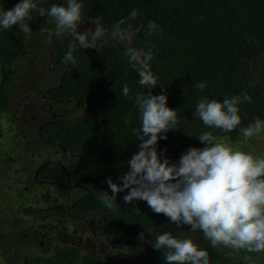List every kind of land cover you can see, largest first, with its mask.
Here are the masks:
<instances>
[{
    "label": "trees",
    "instance_id": "trees-1",
    "mask_svg": "<svg viewBox=\"0 0 264 264\" xmlns=\"http://www.w3.org/2000/svg\"><path fill=\"white\" fill-rule=\"evenodd\" d=\"M66 2L58 0L57 4ZM79 2L83 4V16L90 20L99 18L104 28L112 29L118 21H125L121 27L134 33V45L143 53L151 52L153 59L149 63L158 84L151 89L139 84L138 72L125 55L126 46L101 40L95 49L85 50L77 44L73 51L76 64L73 65L63 59L72 38L66 35L54 43L52 54L60 63H66L67 71L58 93L62 98L73 97L82 106L89 107L88 113L82 114L74 124L64 123L59 133L61 141L70 149L89 150L85 162L72 169L73 179L70 177L69 181L91 186L92 192L82 203L100 214L103 228L124 250L120 263H108L94 256L83 257L76 249L60 246L57 264H166L162 252L147 241L165 231L181 238L180 227L170 224L164 215L154 213L145 201L126 204L123 197L128 190L117 194L114 209H108L100 200L101 192L112 194L107 178L122 183L119 178L129 170L128 159L139 151L140 142L133 132L141 123L135 95L146 91L156 95L163 92L168 96V106L176 109L179 127L167 133V140H159L157 149L170 162H178L169 154L174 145L185 152L189 147H203L197 136L204 131H213L223 142L243 147L247 140L241 136L240 128L247 127L256 118L264 120V0ZM37 5L50 7L49 1L48 7ZM133 9L138 10L135 20L129 19ZM31 15L29 25L33 28L47 19L36 11ZM149 21L158 25L154 35H148ZM19 42L18 56L26 47L22 39L19 38ZM200 82L207 83L202 91L196 88ZM125 83L129 86L127 97L122 94ZM245 93L251 96V102L239 105L241 124L231 132L207 128L194 116L201 98L222 102L225 97ZM239 142L241 144L237 146ZM142 231H145L143 243L138 239ZM192 234L193 241L208 251L210 264H246V251L223 246L214 248L201 231ZM261 253L263 259L264 252ZM38 260L39 264H46Z\"/></svg>",
    "mask_w": 264,
    "mask_h": 264
},
{
    "label": "clouds",
    "instance_id": "clouds-1",
    "mask_svg": "<svg viewBox=\"0 0 264 264\" xmlns=\"http://www.w3.org/2000/svg\"><path fill=\"white\" fill-rule=\"evenodd\" d=\"M33 11L54 24L49 42L52 35L72 38L63 58L66 63L76 64L73 51L77 44L86 50L95 49L98 42L109 35L118 44L128 40V30L121 27L125 23L123 19L108 30L97 18L91 21L94 30L78 31L84 23L83 4L79 0L52 4L50 8L38 7L35 0H20L11 9H0V28L19 26L20 32L30 35ZM137 16L138 10L133 9L129 19L135 20ZM147 30L148 35H154L158 25L149 21ZM125 55L136 68L140 85L151 89L158 84L149 63L153 59L151 52L141 53L128 47ZM206 87V82L196 84L198 91ZM122 94L129 96L127 83L123 85ZM245 102H251L247 93L225 97L222 102L204 97L197 101L194 116L207 128L228 133L241 124L239 105ZM135 103L141 120L140 127L133 130L140 142L139 151L128 159L129 170L119 178L122 183L107 178L112 194L101 192V202L108 209H114L117 194L128 190L123 197L126 204L145 201L154 213L164 215L178 227L189 225L190 231H201L214 248L223 246L248 253L264 252V155L244 151L223 142L213 131H204L197 136L203 147H189L178 162H170L157 149L158 141L167 140V133L179 127L176 109L168 106V96L163 92L159 95L151 91L138 92ZM262 132L264 120L260 118L240 128L245 140ZM138 239L145 242V231ZM147 243L162 252L166 264H210L208 251L191 238H180L165 231ZM244 259L247 261L251 257Z\"/></svg>",
    "mask_w": 264,
    "mask_h": 264
},
{
    "label": "flooded vegetation",
    "instance_id": "flooded-vegetation-1",
    "mask_svg": "<svg viewBox=\"0 0 264 264\" xmlns=\"http://www.w3.org/2000/svg\"><path fill=\"white\" fill-rule=\"evenodd\" d=\"M48 1L51 7L58 0L37 3L48 7ZM18 2L0 0V9ZM91 21L84 17V31L95 28ZM29 26L27 36L19 26L0 28V264H39L38 259L57 264L60 246L120 263L123 247L103 228L100 214L82 203L91 186L69 181L89 150L70 149L59 133L89 107L58 93L66 63L52 48L66 35H52L49 42L54 24L48 18L37 28ZM19 38L26 46L20 56Z\"/></svg>",
    "mask_w": 264,
    "mask_h": 264
},
{
    "label": "rangeland",
    "instance_id": "rangeland-1",
    "mask_svg": "<svg viewBox=\"0 0 264 264\" xmlns=\"http://www.w3.org/2000/svg\"><path fill=\"white\" fill-rule=\"evenodd\" d=\"M133 35H134V33L130 32L129 36H128V40L125 43H123V44L116 43L113 39H111L110 35L108 37L104 38V42H112L113 44H115L117 46L133 47V48L137 49L138 51H140L141 53H143V50L141 48L136 47L134 45V43H133ZM39 38L40 37L37 34V36H35V40H37ZM263 76H264V64H263ZM224 142L230 144L227 141H224ZM240 144L241 143L239 142L237 144V146H239ZM177 146L178 145H174L170 149L171 151L169 152V154L171 153V156H174L179 161L180 156L185 151H184V149L179 148V146L178 147ZM251 146L255 150H253ZM243 147L239 146V148H241L244 151H249V152H252V153L257 154V155H263V152H264V132H262L259 136L251 138L250 140H247V142H244L243 143ZM170 224L177 226L176 224L171 223V222H170ZM180 228H181V231H182L181 232V238L188 237V238H191L192 240L195 239L194 235L192 234V233H195V232L190 231V226L189 225H182V226H180ZM246 254H247V256L251 257L250 260L246 261V264H264V261H263L264 258L262 259V253H248V252H246Z\"/></svg>",
    "mask_w": 264,
    "mask_h": 264
},
{
    "label": "water",
    "instance_id": "water-1",
    "mask_svg": "<svg viewBox=\"0 0 264 264\" xmlns=\"http://www.w3.org/2000/svg\"><path fill=\"white\" fill-rule=\"evenodd\" d=\"M82 26H83V25H80V26L78 27V30H79V31H84ZM93 30H94V29H93ZM1 259H2V257H1V253H0V260H1Z\"/></svg>",
    "mask_w": 264,
    "mask_h": 264
}]
</instances>
